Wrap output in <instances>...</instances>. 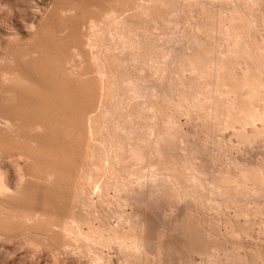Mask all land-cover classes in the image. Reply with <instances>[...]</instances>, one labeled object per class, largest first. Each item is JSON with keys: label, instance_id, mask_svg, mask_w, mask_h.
<instances>
[{"label": "rangeland", "instance_id": "obj_1", "mask_svg": "<svg viewBox=\"0 0 264 264\" xmlns=\"http://www.w3.org/2000/svg\"><path fill=\"white\" fill-rule=\"evenodd\" d=\"M7 1L8 0H0V22H2L6 26L8 25L7 27L11 28V30H14V29L16 30L18 27L26 25L27 21H28L27 25H29L31 23L30 20L32 21V19H33L30 17L34 16V13H32V10L34 12L36 8H38V9L42 8V9H40L41 13L38 16V18H40L41 14L43 15V11H44V15L46 16V14H47V17H49V18H47L49 20L46 22L48 24L45 23L46 19H44V18H46V17L43 15L44 17L41 16L42 20L40 19L39 28L37 26V28L35 27L34 29H35V31H36V29L37 30L40 29V31H36L38 33L37 35H39V32H40V34L42 32H44L43 35L45 34V37H44L45 40L47 38L46 36H48V39H47L48 41L46 40V42H48L50 44L52 43L53 44L52 47L54 49H58V48L64 49V47L66 48L64 50L62 49L61 51L67 50L66 51L67 54L66 53L64 54V58L65 59H66V57L68 58V60L66 59V61H68V62L65 61V70L67 72V73H65V75H67L68 77H67V80H66V78H65V80L68 82V83L66 82V84H70L71 86L70 85L65 86V87H67V88L64 87V89H67L65 91H69V92L72 91L70 93L71 98L72 99L78 98L79 100L76 99L75 101L76 102L78 101V103L80 105H82V104L84 105V103L87 102L86 105H87V108L90 107L89 110H91V108H93V109L97 108V110L92 111V113L94 112V114H97L96 118L99 120V121L95 120L98 122V123L95 122V125L98 128L97 129L98 131L95 130V132H97L98 136H96V134H93V136L96 137L95 139H93V142L95 140L96 143L94 142V144H93L91 138H89L91 142L87 139L88 143L90 142V144H91L90 146L86 147L89 149V152H87L88 155L86 154V156L88 158L85 157V159H87L88 162L86 160H85V162H83L84 160H82V161L80 160V162H83L86 166V167L84 166V168H83L85 171L84 173L86 175L82 176V174L80 173V175L82 177H84L83 179H85V177H88L87 176V174H88L89 177L87 180L89 181L90 174H92L91 175L92 177L90 180L92 182L96 181L95 183H93V185L96 184V185H94L96 187L95 188L93 187L94 190L92 193L95 195L96 198L93 197L94 195L91 196L90 195L91 193H89V191L91 192V190H92L91 186H90L91 190L88 187L89 185L87 186V184H90L89 182L86 184V186L83 185L84 188L87 189V187H88V189H89V190H87V196H85L86 194L84 195V192L86 193V190L84 189V191H83V189H82L83 187H80V196L82 195L81 196L82 197L81 205L85 204V202L83 203V201L86 199V205L85 206L82 205L83 208L80 207V210L83 209L86 212V215H85L86 217L88 215H91L90 217L88 216L86 218L84 215H81L80 213H78V212H83V210L82 211L79 210L78 212H76V213H78L76 215H78V216L81 215V216H79V217H81L80 220H82L84 218L85 219L84 221H86V219L88 220V218L93 217L94 221L93 220L92 221L95 223V226H97V225L99 226V223L103 224V222L100 220H97V219L98 218L101 219V217L105 218L108 215L106 218H108V220L110 222V226L113 224V226L116 227L115 225L118 224V227H120L119 223L117 221L120 220V217L122 216L124 218L121 217V220L124 219L123 220L124 222L122 221V224L120 223L121 226H125V223H126L125 227H121L123 231H120L121 229L118 227H117V229H115L112 226V229L114 228L116 231L119 229L120 232L118 231L119 232V234H117L118 236L120 235L121 232L123 233L125 230H126V233L129 234L132 230H134L132 228L133 226L139 227V229L136 228L135 231H138V233L142 234L141 237L144 236L146 233H148V234H146L148 237L144 236L143 238H146L147 240L149 238L150 239V240H148L149 244L145 243V246L143 249L144 251L143 250L142 251H143V255H150V258L148 257L150 260L149 259H147V260H149L151 262L147 261L146 260L147 256H143L141 254V252L138 255V253L134 251V254L137 253V255L139 256V259L138 258H136V259L140 260V257H142V259H144V257H145L143 263H141V261H139L141 264H147L148 262H149L148 264H150V263L154 264L155 261L151 255H153V250L157 248L156 242L158 240L157 239L158 237L160 239V240H158L159 242H161V240L165 241V242L162 241V244L164 243L162 245V247L163 246L164 247L163 248L160 247V248H162V251L160 250L161 252H159V253H161L160 255L162 256V258H161V256H160V258L164 261V262L161 261L160 264L161 263L162 264H171V263L172 264H201V263L202 264H264V182H263V179H264L263 178V176H264V114H263V112H264L263 111L264 110V107H263L264 98H262V97H264V81H263L264 80V76H263V74H264V55H263L264 54V49H263V47H264V0H157V1L156 0H116V1L113 0L114 3L112 0H109L110 2L108 0L107 1L106 0H100L102 2H105V1L107 2V3L105 2V4H104L105 7L108 4H110L111 6L115 5V7H112L113 9L111 8V11L113 10V12L110 11L111 12L110 17H108V14H106L105 17L101 16L102 13L104 15V11L100 12L99 10H97V8L94 9L95 7L92 6L93 4H96V6H98L97 4H100V3H101L100 5L102 6L103 4H102V2L99 3V0L96 3H92V5H91V0H90V3L88 2V5H87V1H89V0H85L86 4H85V2H83L84 0H80L81 3H80V6H78V7H77V5H79V3L78 4L76 3L77 5L74 3L79 1V0H76L75 2L73 0H70V1L74 2V3L72 2V4H74L75 8L76 7L77 8H76V10L74 9L73 11H70L69 13H68V11L67 12L64 11V9H67L66 7L71 4V2H68V0H42L43 2H41V0H32V1H37V3L40 4V6H38V4H35L36 7L34 5L35 2H32L31 0H27L29 3L26 0L25 1L24 0H18V1L15 0L16 6L22 7V8L16 7L15 9H11L10 4L7 3ZM92 1H94V0H92ZM95 1H97V0H95ZM17 2H19V3L17 4ZM28 4H30V5H28ZM49 4L51 5L50 7L48 6ZM83 4L86 7H84ZM31 5H33V6H31ZM61 5H62L63 10H62V8L61 9L57 8V6L59 7ZM46 6L49 7L50 10H49V8H46ZM82 6H83V8H81ZM101 6H99L98 8L100 9ZM109 6H107L108 8L106 7L105 10H107V11L110 10ZM23 7H26V8H23ZM53 7L55 8L54 11H52V9H51ZM18 8H19V11L17 10ZM44 8H46V9L44 10ZM20 10L23 12H21ZM29 10H31V11H29ZM48 10H49V12H48ZM57 10H59V12ZM60 10L64 11V13ZM28 11H29V13L31 12L30 13V15L32 14L31 16L29 15ZM56 11L58 13H56ZM97 11H99L98 13H100V14H98ZM54 13H56L57 16ZM88 13H89V15H88ZM94 14H98V17H100V18L104 17L101 19L104 21H102V22H101V20L99 21L98 17H97V19H96V17L93 18ZM60 15H61V17H60ZM52 16H54L55 18H53ZM82 16H84V17H82ZM95 16H97V15H95ZM20 17H22V18H20ZM51 17H52L53 21L51 20ZM59 17L61 19H59ZM56 18L58 20H56ZM90 18L96 19L97 21L101 22L100 23L101 25L99 24L100 27L98 25V28L101 29L102 25H103V28L101 29V31H99L100 29L99 30L97 29L98 30L97 33L98 32H100V33H99V35L96 33L95 45L93 44L94 45L93 47H97L96 42L98 41L97 42L98 43V49L97 48L94 49V50L97 49L99 51V54L96 53V56L94 55L96 51H94L90 45H89V48H91L92 50L88 49V47H87L88 44L86 45L87 42L85 43V41L82 40L85 43V45L87 47L86 48L83 45V42H81V41L79 42V40H78L84 34L83 29L85 30V28H86V30H87L88 27H86V26H88L87 23L89 24ZM84 19H85V21H84ZM242 19H244V20L242 21ZM233 20H235V21H233ZM23 21L26 23H24ZM43 21L45 23V25H44L45 28L43 26V28H42L43 31L41 32L40 24L41 23L44 24ZM57 21H58V23H57ZM65 21H66V23H65ZM239 21L240 22L242 21V23H238ZM49 23H51L52 25H50ZM231 23H233V24H231ZM9 24H10V26H9ZM81 24H82V26H81ZM47 25H49V26H47ZM229 25H231V26H229ZM239 25H241L243 27L245 26L247 28L245 29V27L243 28ZM246 25H248V26H246ZM53 26L56 29H54ZM51 27H52V29H51ZM66 27H68V29ZM76 27H78V28H76ZM82 27H85V28L82 29ZM227 28H228V31H227ZM63 29H65V31ZM75 29L76 30L80 29L79 32H77V35L80 34V35H78L79 37H76L77 36L76 33H73V31ZM235 29L237 30L238 35L236 34ZM248 29H249V31H248ZM56 30H57V32H54ZM62 30L64 31V34L62 33L63 32ZM35 31H33V34H36ZM48 31H50V32H48ZM80 31H81V33H80ZM232 31H233V33H232ZM47 32L49 34H47ZM53 32H54V34H53ZM84 32H86V31H84ZM31 34H32V30H31ZM43 35L39 36V37L42 38ZM125 35H127V36H125ZM233 35H235V36H233ZM239 35H241V38ZM84 36H86V35H84ZM114 36H115V38H114ZM39 37H37V38H39ZM15 38L16 37L14 35V39ZM37 38H35V39H37ZM44 38H43V40H44ZM49 39L52 41L49 42ZM74 39H76L78 41V47L81 48L80 50L83 52L82 53L81 51H79V53H78L79 55L76 54V52H75L78 47L76 48L77 43L75 42L76 40H74ZM85 39L87 40V37ZM232 39L234 41L237 40V42L235 41L236 44ZM53 40L56 41L57 43L54 42ZM218 40H220V41H218ZM66 42H68V43H66ZM238 42H242V43L238 44ZM81 43H82V45H81ZM128 43H130V44H128ZM148 43H150V44H148ZM55 45L56 46L58 45V48L57 47L55 48L54 47ZM62 45H63V47H62ZM67 45H68V47H67ZM74 45H75V48H74ZM170 47H172V48H170ZM205 47H206V49H205ZM223 48H224V50H223ZM248 48H250V49H248ZM208 49H210V50H208ZM244 49H246V50H244ZM59 50H57V51L59 52ZM248 50H250V52ZM92 51H94V52L92 53ZM102 51H103V53H102ZM238 51L240 53H238ZM241 51H243V52H241ZM262 51H263V53H262ZM192 53H194V54H192ZM230 53H231V55H230ZM241 53H243V54H241ZM74 54L79 56V57H77L75 55L77 58H80V59L77 60L75 58ZM91 54H93V55H91ZM65 55H66V57H65ZM80 55L83 56V58L80 57ZM98 55H99V57H98L99 60L97 58H95ZM165 55H167V57ZM249 55H250V57H249ZM92 56L93 57L95 56V57L92 59ZM260 56H261V58H260ZM88 58H89V60H88ZM167 58L170 60H168ZM227 58H228V60H227ZM96 59H97V61L95 63L97 65L94 63V61ZM197 59H198V61H197ZM237 59H239V60H237ZM167 60H168V62H167ZM69 61H70V63H69ZM130 61H131V63H130ZM191 61H192V64H191ZM251 61H253L254 63ZM74 62H77V64L79 63L78 66L73 67L72 64H74ZM165 62H166V64H165ZM256 62H258V63H256ZM86 63H88L89 65L88 64L86 65ZM249 63H250V65H249ZM82 64H83V66H82ZM84 64H85V66H84ZM98 64H99L100 68H99ZM255 65H256V68H255ZM261 65H263V66H261ZM66 66H67V68H66ZM68 66H69V68L71 66H72V68H74L73 71L75 73H73L72 69L70 68L72 71L71 73L73 75L68 74V72L70 71ZM260 67H261V69H260ZM79 68H80V70H79ZM67 69H69V70L67 71ZM218 69L220 72L218 71ZM222 69H224V70H222ZM75 70L77 71V74H78V72L80 73L82 71L81 72L82 74L80 73V75L78 76L76 74ZM86 70H87V72H86ZM88 70L90 72H88ZM221 70L224 72H222ZM101 71L106 72V73H104L106 76L102 75ZM100 72H101V74H100ZM254 72H255V74H254ZM246 74H248L249 77ZM76 76H78V79L80 81L77 79ZM87 76H88V78H87ZM90 77H92V78H90ZM98 77H99V79H98ZM244 77L246 79L245 81L242 80V79H244ZM258 77H259V79H258ZM103 78H104V80H103ZM74 79H76L77 81ZM131 79H132V81H131ZM254 79H256L255 80L256 82L255 81L253 82ZM223 80H225V81H223ZM249 80H250V82H249ZM94 81L97 83V85ZM86 82H87V85H86ZM183 82H185V83H183ZM82 83H83V85H82ZM138 83H140V84H138ZM245 83H246V85H243ZM250 83H251V85H249ZM73 84L75 87L73 86ZM89 85H91V87ZM111 85H113V88L110 87ZM126 85H128V86H126ZM138 85H141V86H138ZM96 86H97V88H95ZM102 86H103V88H101ZM247 86H250V88H252L253 90ZM129 87H130V89H129ZM209 87L212 89H210ZM242 87H243V89H242ZM255 88H258V90ZM86 89H87V91H86ZM101 89L103 91L102 92L103 96L101 95ZM103 89H105V90H103ZM152 89H154L156 91L154 92V90H152ZM254 89L256 91V94H255ZM93 90L97 91V93L93 92ZM131 90H133V91H131ZM90 91L93 93H96L97 98L95 99V102L96 101L97 102L94 103L95 108L92 107L91 105H88V102H89L88 96H90V98L92 96ZM223 91H224V94L222 93ZM257 91L259 92V94ZM1 92L2 91L0 89V93ZM83 92H84V94H83ZM209 92H211V93H209ZM67 93H65V94H67ZM77 93H79L81 96H79V94L77 95ZM74 94H76L77 96ZM140 95H141V97H140ZM176 95H177V97H176ZM256 95H258L257 96L258 98L256 97ZM259 95H262V96H259ZM1 96H3V95H1ZM68 96H69V93H68ZM70 96H69V98H70ZM84 96L88 97V98L85 99ZM134 96H135V98H134ZM144 96H146V97H144ZM192 96H194V97L192 98ZM226 96H228V97L225 98ZM93 97H95V96H93ZM93 97H92V99H94ZM250 97L251 98L253 97V98L249 99ZM132 98H134V99H132ZM210 98H212V99H210ZM230 98H232V100ZM246 98H247V100H246ZM84 99L86 100L85 102H84ZM0 100L2 101V97L0 98ZM230 100L232 101V103ZM82 101H83V103H82ZM211 101H212V104L210 103ZM197 102H198L199 106L197 105ZM67 103H68V101L66 102V104ZM71 103H72V101H71ZM89 103H91V100ZM187 103H188V105H187ZM227 103H229L230 105ZM68 104H70V102ZM68 104L67 105L64 104L65 107L67 106L66 109L69 108ZM74 104L75 103H72L73 106L72 105H70V106H72V108H73ZM79 104L78 105L76 104L75 107L76 106L78 107ZM86 105H84V106L86 107ZM234 105H237V106H234ZM84 106L83 107L79 106L83 109V112H84ZM79 107H78V110L80 109ZM250 107H252V108H250ZM72 108L70 107L68 111L74 112L77 109L76 108L75 110L71 111ZM221 108H223V109H221ZM232 108H233V110H232ZM242 108L244 110H242ZM82 109H80V110H82ZM98 109H100V110H98ZM239 110H241L242 113ZM250 110H252V111H250ZM96 111H98V113ZM206 111H207V113H206ZM243 112H244V114H243ZM260 113H261V115H259ZM218 114H219V116H218ZM250 114H251V116H250ZM89 115H91V112ZM245 116H247V117L249 116L251 118H249V117L245 118ZM259 116H261V117L259 118ZM85 119H84V121H85ZM103 119H104V121H103ZM217 122H219V123H217ZM244 122H245V124H244ZM255 122H256V124H253ZM221 123H223V124H221ZM155 124H156V126H155ZM86 125L88 126V124H86ZM159 125H160V127H159ZM96 127L94 129H96ZM150 129L153 130V132L155 130V134H154L155 137H156V134H160L161 137L163 135V139L161 138L162 141H160L161 143L162 142L163 143L162 144L159 143L158 145L159 146L161 145V146L160 147L158 146V149L156 148V150L153 147L154 146L153 142H155V140L152 141L153 139H155V137L153 136L154 138H152L153 133ZM10 131L14 132L12 134H14V136H16V138H17V135H16L17 131L15 132L12 129ZM159 131H161V132H159ZM169 132H170V134H169ZM252 133H254V134H252ZM8 134H9V132H8ZM85 135H87V133ZM1 138H3V137H0V139ZM97 139H99V141ZM87 140L84 139V141H86V143H85L81 140V137H80V141H82V142H80L81 144L85 143L87 145ZM2 141H3V139H2ZM81 146L83 149L82 150L80 147L82 152L86 153V151H88V149H85V147L83 145H81ZM129 146H133V147L135 146L134 148L135 149L137 148L138 149L137 151H139L142 148L140 150V152L139 153L137 152V153L139 155H140V153L143 154L142 155L143 157L140 156L141 158L140 157L134 158L133 157L135 155L134 152H133V154H134L133 156L128 154L131 152V151H129V149H130ZM137 146L138 147L142 146V147L139 149ZM150 146H152L153 150H155L156 152L153 151L152 147H150ZM0 148L2 149L1 146H0ZM157 150L161 151V153L159 151L157 152ZM0 152H1V150H0ZM135 152H136V150H135ZM185 152H186V154H185ZM80 154H81V152H80ZM81 155H83V154H81ZM130 156H132V157H130ZM97 158L99 159L98 161H97ZM106 160H108V161H106ZM142 160H143V162H142ZM144 161H145V163H144ZM107 162L109 164H107ZM138 162H140V163H138ZM160 162H161V164H160ZM185 163H187V164H185ZM70 165H69V167H70ZM79 165H81V163ZM72 166L73 165H71V168H73ZM69 167H68L67 172L72 170V169H69ZM80 167H82V166H80ZM180 167H182V168H180ZM193 167H194V169H193ZM126 168H128V169L126 170ZM147 168H149V169H147ZM3 169H4V167L2 168V172H3ZM151 169L153 172H151ZM188 169H190V170H188ZM4 171H6V170H4ZM86 171H87V173H86ZM188 171H189V173H188ZM196 171H198V172L196 173ZM203 171H204V173H203ZM4 173L6 174L7 171L3 172V174ZM193 173L197 174L196 179L198 182L196 181V179L194 180L196 182H194L193 179H190V178H192L191 175ZM67 174H71V173L68 172ZM259 174H260V177H258ZM147 175H149V176H147ZM72 177H73V170H72ZM82 177H80V178H82ZM163 177H165V178H163ZM67 178H68V175H67ZM67 178H66V180H67ZM83 179H80V180H83ZM176 179H177V181H176ZM68 180L72 181L73 179H68ZM85 180H83V181H85ZM205 180H207V181H205ZM69 181H65L66 183L68 182V184H69V185L66 184L68 187H65V190H66V188L69 189V186H70V189L72 188V191H73V187H71V185H70V183H72V182H69ZM156 183H158V185L161 187H159ZM193 184H195V185H193ZM50 185H51V183H50ZM52 185H54V184H52ZM80 185H82V183ZM155 185L158 188H160L159 189L160 191L158 190V188ZM165 185H167V186H165ZM125 186L132 187L134 189V191H136L135 194H133L134 192H133L132 188L127 189V187H125ZM115 187H117V188H115ZM155 188H157V189L155 190ZM169 188H170V190H169ZM192 188L194 191L192 190ZM246 188H247V190H246ZM68 189H67L66 193L69 194L71 190L69 189V191H68ZM95 189H97V190H95ZM166 189H168V191ZM40 190L43 192V190H45V189H43V190L40 189ZM81 190L83 191L82 194H81V192H82ZM145 190L146 191L148 190V193H146ZM39 191H36V197L37 196L39 197V194H38V193H40ZM94 191H96V192L99 191L98 192L99 194L95 193ZM253 191H255V192H253ZM45 192L46 191H44L43 194L40 193L41 194L40 197L43 196L41 198L42 200L40 199L41 203H43V198H44ZM128 192H129V194H127ZM88 193H89V196H88ZM46 195H47V192H46ZM255 195H256V197H255ZM83 196L85 199L83 198ZM240 196H242V197H240ZM38 197H37V199H35V201L39 202ZM86 197H88V198H86ZM89 197H92V199L94 198L96 201L94 199L93 200L90 199ZM22 199L24 200V198H22ZM18 200H20V198L19 199L17 198V201ZM23 200H21L20 202H17L14 198V200L12 199V202L15 201V204L19 205V203L20 204L23 203L22 202ZM68 200H69V198H68ZM93 201H95V202H93ZM89 202H90V205H89ZM35 203L36 202H34V204ZM15 204L11 203V205H15ZM40 205L42 206V204H40ZM142 205H143V207H141ZM84 207H86V208H84ZM3 208L6 209V207H3ZM95 208H97V209H95ZM5 209H2L3 212L5 211ZM2 210H1V212H2ZM8 210H10V209H8ZM132 210H135V212H133ZM111 211L113 214L111 213ZM119 211H120V213H118ZM1 212H0V215H1ZM10 212H11V210L9 211V214L11 215L13 213V211H12V213H10ZM85 212H84V214H85ZM102 212H104V213H102ZM139 212H141V216L145 212L144 217L142 216L143 218H141L139 216L140 215ZM106 213H108V214H106ZM5 214H6V211H5ZM9 214H8V216H10ZM1 216H3V215H1ZM117 216L119 217V219ZM132 216H133V218H132ZM157 216H159V217H157ZM5 217L8 218L7 216L4 215L3 216L4 219L1 217L3 220H0V221H4L6 219ZM12 217H13V215H12ZM95 217L97 218L96 219L97 222H95L96 221L94 219ZM109 217L113 220V222L115 224L110 220ZM103 218H102V220L105 221L106 218H105V220ZM127 218H128V220H130V222L127 221ZM147 218L149 220H151L150 222L152 223V225H151V223L145 224V223H147L146 221L149 222V220ZM159 218H160V220H159ZM14 219H15V217H13V220ZM16 219L18 221V218H16ZM132 219H134V220H132ZM8 220H10V219H8ZM8 220L4 222L6 224H4L3 222H1V223H3L4 226L5 225L7 226L9 224ZM13 220H11V222L13 224H15L16 222H14ZM140 220H143V222ZM89 221H90V219H89ZM89 221L87 222V224L89 223ZM119 222H121V221H119ZM106 223H107V220H106ZM137 223L139 224L138 226H137ZM84 224H85V222H84ZM102 224L100 226H102ZM141 224H143V225L145 224V232H144L145 234L143 232L141 233V229L143 228L142 230H144V226H140ZM129 225H132V226L130 227ZM187 225H189V226H187ZM26 226H27V224H26ZM107 226H104V224H103L104 228L99 227L100 229L101 228L104 229V231H106L105 233L107 234V236H105V233L103 232L104 233V234H102L103 240H105L104 237H106V239L109 237L108 240L111 237H112L111 238L112 240H113V237L116 239V236H115L116 231L114 232V230L110 229L111 227L108 226L109 228H107ZM105 227L107 229L111 230L113 233L111 232V234H110V232H108L110 234L109 235L107 233V231H109V230H105L106 229ZM126 227L127 228L130 227L132 229L129 231V229H127ZM148 227H150V229ZM27 228H25L26 231H27ZM124 228H125V230H124ZM146 228L148 229V231H146L147 230ZM17 229H22V228L17 227L14 230L16 231ZM25 229H23V230H25ZM30 229L26 233H30L31 232ZM83 229L85 231H87L89 229L88 225L85 224ZM102 229H101V231L98 230L99 233H96V235L98 234L99 236L97 235L96 237L99 238L102 236V235H100V233H102ZM160 230H161V232H160ZM19 231H22V230H19ZM127 231H129V232H127ZM135 231L131 232L133 235L130 233L132 235V237L134 236L135 233H136V235L138 234ZM149 231L153 232L155 235ZM23 232L24 231H22V233ZM32 233H33V230H32ZM126 233L124 232L125 235H128ZM151 234H153V235H151ZM157 234L160 236L157 237ZM27 235L28 234H26V236ZM197 235H201V237L203 238V241H202V238H199V239H201V240H199L198 239L199 236L197 237ZM20 236H23V235L21 234ZM34 236L30 235V234L28 235V237H30V239H31V237H34ZM155 236L157 237L156 241H153V240H155ZM121 237H123V235ZM17 238L21 239L22 237L18 236ZM23 238H24V236H23ZM25 238H27V237H25ZM40 238L43 239V237H40ZM195 238H196V240H195ZM20 239H18V240H20ZM111 239L109 240V242L112 241ZM146 239H144V240L146 241ZM197 239L199 241L205 242L207 245H209L208 246L209 248L207 247V245L205 243H203V244L207 248H205L204 246H201L200 244H202V243L199 242ZM204 239H206V241H204ZM18 240L17 239L15 240V241H17L16 243H18ZM27 240H28V238H27ZM73 240H74V238H73ZM116 240H120V239H116ZM116 240H114L115 242L114 241H112V242L116 243L117 245L116 244H114V245H116L117 247L116 246L110 247L111 245H113L112 242H110L108 244V245H110L108 247L113 248V251H111V250L109 251V249H106L107 246H105V248H103V246H101L100 244L99 245L101 247L98 244H95L93 247V244H91L92 242H87L83 238L79 239V241L76 240V241H78L77 243L80 242L81 246H80V244L78 246L80 248H82L81 249L82 252L79 251L80 248H78L79 250L76 248L78 246L76 245L77 243L75 242L76 247H74L75 245L73 244L74 245L73 248L77 249L75 252L77 254L74 253L75 249H73V251H70V250H72V248H71L69 251L71 253L73 252V254H75V255L71 254L69 251H66L65 255H64V253H63V255L68 256V258L66 257L67 258L66 259L64 257L65 258L64 261L66 260V262H67V260L70 259L72 262H70V260H68V262L71 264H80V263L81 264H87V263L91 264V262H90L91 257L90 256L94 255V253H95V255L97 254L96 253L97 250L99 251V249H97V248H102L103 251L101 253H103L104 256H107V255H105L107 253L110 255L111 259L113 258L112 260H114L113 262H115V263H113L111 261L112 262L111 264H118L117 262L122 263L124 260L121 261V259H123V257H125V255L127 256V255L131 254L130 252L133 249L128 248V246L126 248L125 247L126 245L124 247H121L120 243H119V245L117 243L119 241H116ZM192 240H195V241H192ZM25 241H26V239L24 240V242ZM8 242L10 243V241H8ZM22 242H23V240H22ZM22 242H20L22 244V246L20 248L21 253H20V250L18 251L16 249V248L19 249V247L21 245L20 243H19L20 244L19 247H16V246H15L16 248L14 247L19 253V254L16 253L18 257L16 255L13 256V254H15L14 251H12V253H9V250L14 249L13 246H11L10 244L7 245V244H5V242H2V245L4 243L6 246H4V245L2 246L0 243V245H1L0 247H2V249H3V250L2 249L1 250L5 251V252L7 250H4V248H7L9 245L11 246V248H10V246L8 247L10 249L8 250V252H6L9 254H6V253L0 251V253H2V254H0V257H1L0 258V264H19V263L22 264V262L19 261L20 259H21V261H23L22 257H23V259L26 258L27 261L29 262L30 258H28L29 256L26 253L31 255L32 252H30L29 250H31L30 246H32V245H29L26 243L29 246L28 247L29 250H28V252L23 253L26 251L25 250L26 248L23 251H22V248L25 247L26 244L23 246L24 243H22ZM49 242L47 241L48 245H49ZM12 243L13 242H11V244ZM85 243L87 244V246ZM212 243H214L217 246L213 245ZM154 244L156 245V248L154 247ZM122 245H123V243H122ZM194 245L199 246V248L200 247H202L203 249L205 248L204 250H206V251H203L202 248H200V249L198 247L196 248V246H194ZM212 245L214 248L212 247ZM119 246L122 249L123 248L124 249L122 250V249L118 248ZM50 247H52V246H50ZM115 247L119 251L121 250L122 252L121 251L119 252L116 249L114 250ZM210 247H212V248H210ZM216 247H218V248H216ZM195 248L199 251H201V249H202V252H207V249H209L207 252L208 255H207V253H203L204 256H202V252H201V254H200V252L198 253V251ZM47 249L48 248H46V250H45V248H44V250H43V248H41L40 250H38L39 253L41 254L40 257H42V258H40L38 256L39 253L36 252L37 256L35 255V253H33L34 255L32 254L33 256H30L31 259L33 260L32 257H34V258L36 257V258L40 259V261L38 259L36 261H39L41 264H44L45 262H46V264H48L46 258H49L48 260H51L52 255L50 256V254L55 253V252H54L53 248H52L53 250H51V248H49L48 250ZM104 249H105V251H104ZM127 249H128V252L129 251L130 252L128 253L126 251L127 254H125V250H127ZM42 250H43V252H42ZM49 250H51L50 251L51 253H48ZM147 250H149V251L147 252ZM108 251H109V253H108ZM155 251L156 250H154V253H155ZM41 252L43 253L44 256L42 255ZM67 252L70 254L67 255ZM104 252H106V253H104ZM150 252H151V254H150ZM22 253H23V256H21ZM45 253H46V255H45ZM88 253L90 254V256ZM5 254H6V256L4 257ZM25 254L28 257H25L26 256ZM78 254H80V255H78ZM132 254H133V252H132ZM47 255L50 256L51 259ZM54 255L55 256H53V257H54L55 261H59V260H56L58 258V256H57L58 253L54 254ZM70 255L72 257H74V256L77 257V255H78V257L77 258L75 257L73 260V258H70ZM87 255H88V257L86 258ZM111 255L114 257H112ZM118 255H120V256H118ZM171 255H172V257H171ZM9 256H11L13 259L10 258ZM45 256H47V257H45ZM62 256L60 254V257L58 259H61L62 260L61 262H63V264H64L65 262L61 258ZM135 256L136 255H134V257ZM138 256H136V257H138ZM7 257H8V259H6ZM19 257H20V259H18ZM108 257H105V258L107 259ZM134 257H131V258L133 259ZM9 258L11 261L9 260ZM126 258H127V260H128V258L131 259L129 256L125 257V259ZM31 259H30V261H31ZM85 259L86 260L88 259L87 263H86ZM117 259H119V260H117ZM136 259L134 258L133 263H135ZM52 260L49 261V264H51L50 262H52ZM109 260H110V258H109ZM138 260H137V263H138ZM145 260L147 261V263L145 262ZM24 261H25V259H24ZM27 261L24 264H30V262L28 263ZM34 262H35V259L33 261H31L32 264H34ZM35 263H38V262H35ZM58 263L59 262H57V264ZM69 263H65V264H69ZM126 263L130 264V263H132V261L131 262L127 261ZM140 263H138V264H140ZM60 264H62V263H60ZM122 264H125V262Z\"/></svg>", "mask_w": 264, "mask_h": 264}, {"label": "bare ground", "instance_id": "obj_2", "mask_svg": "<svg viewBox=\"0 0 264 264\" xmlns=\"http://www.w3.org/2000/svg\"><path fill=\"white\" fill-rule=\"evenodd\" d=\"M18 1V0H17ZM25 1V0H24ZM27 1V0H26ZM32 1V0H31ZM30 1V2H31ZM74 2L76 1V0H73ZM73 1H70V0H68V2H71V4H72V2ZM80 1V0H79ZM79 1H77V2H73L74 4H78L79 3V5H77V7L78 6H80V3H81V1L79 2ZM107 1V0H106ZM105 1V2H106ZM109 1V0H108ZM113 1V0H112ZM114 1H116V0H114ZM114 1H113V3H114ZM157 1V0H156ZM28 2V1H27ZM32 2H35L34 3V5L35 4H38L37 3V1H32ZM41 2H43L42 0H41ZM55 2V1H54ZM66 2V1H65ZM83 2H85V4H86V1L84 0ZM88 2L90 3V0L89 1H87V5H88ZM96 2H98V0L97 1H92L91 0V5H92V3H96ZM100 2H102V1H100L99 0V3ZM105 2H102V6L100 5V4H97L98 6H96V4H93L92 6H94L95 8L94 9H96L97 8V10H99L100 12H103L104 11V15H103V13L101 14V16H106V14H108V17H110L111 16V12H113V10L111 11V8L112 7H115V5L114 6H111L110 4H108L107 6H109V8H110V10H105L106 9V7L104 6V4H105ZM110 2V1H109ZM134 2V1H133ZM7 3H9L10 4V7H11V9H15L16 7H20V6H16V2H15V0H8L7 1ZM19 2H17V4H18ZM26 3V2H25ZM29 3V2H28ZM50 3V2H49ZM107 3V2H106ZM112 3V2H111ZM168 3V2H167ZM66 4V3H65ZM68 5L66 8L67 9H64V11H68V13L70 12V11H73L74 9L76 10V8H75V5L74 4H72V5ZM118 4V3H117ZM116 4V5H117ZM138 4V3H137ZM144 4V3H143ZM157 4V3H156ZM23 5V4H22ZM28 5H30V4H28ZM58 5V4H57ZM84 5V4H83ZM181 5V4H180ZM31 6H33V5H31ZM38 6H40V4H38ZM49 7L51 6L50 4L48 5ZM66 6V5H65ZM91 6V7H92ZM99 6H101L100 7V9L102 8H104L102 11L98 8ZM104 6V7H103ZM138 6V5H137ZM198 6V5H197ZM206 6V5H205ZM35 7H36V5H35ZM34 7V8H35ZM49 7H47L46 6V8H49ZM84 7H86L85 5H84ZM88 7V6H87ZM20 8H22V7H20ZM23 8H26V7H23ZM28 8V7H27ZM33 8V9H34ZM46 8H44V10L46 9ZM57 8H59V9H61L62 8V5L61 6H57ZM81 8H83V6L81 7ZM108 8V7H107ZM126 8V7H125ZM140 8V7H139ZM29 9V8H28ZM32 9V8H31ZM37 9V10H36ZM35 9V11L33 12V10H32V13H34V16L33 17H30V18H33L32 19V21L30 20V24L29 25H27L28 24V21H27V24L26 25H24V26H21V27H18L16 30L14 29V30H11V28H9V27H7L6 25H4L2 22H0V89H1V91L3 92H1L0 93V98L2 97V101L0 100V137H3V138H1L0 140V146L2 147V149L0 148V150H1V152H0V212H1V210L2 209H5V208H3V207H6V209L8 208V209H10L11 210V212L10 213H12V211H13V213L10 215L9 214V211L10 210H6L5 209V211H6V214H5V211L3 212V210H2V212H1V215H5V216H7L8 218H6L7 220L8 219H10V220H8V222H9V224L6 226H4V224H6V223H4L5 221H7L6 219L4 220V221H0V223L1 222H3V223H1L0 224V243H1V245H2V242H5V244H10L11 246H13V248L16 246V247H19V245L21 244L20 242H22V240H23V242L22 243H24L23 244V246L27 243V244H29V245H32V246H30V249L31 250H29L28 249V245L26 244L25 245V247H23L22 248V251L25 249L26 251L25 252H23V253H26V252H28V250L30 251V252H32L31 253V255L30 254H28V253H26L24 256L25 257H28V258H30L31 259V257L30 256H33L34 254L33 253H35V255L37 256V254H36V252L37 253H39V251L38 250H40L41 248H43V250H44V248H45V250H46V248H51V250H53L54 249V252L55 253H51L50 251L51 250H49L48 251V253H51L50 254V256L52 255V259L54 260H52L51 259V257L50 256H48V257H50V259L52 260V262H50L51 264H57V262H59L58 264H60V263H62L63 264V262H61L62 260L61 259H58L59 257H60V254H61V256L63 255V253H64V255H65V252L66 251H69L71 248H72V250H70V251H73V249H75V248H73V246L75 245V242L77 243L78 241H79V239H84L85 241H87V242H92L91 244H93V247H94V245L95 244H100L101 246H103V248H105V246H110V245H108L110 242H112V241H114V240H116V239H120V240H116V241H119V242H117L118 243V245H119V243H120V246L121 247H124L125 245V247L127 248V246H128V248H130V249H133V250H131V254H129V255H127V256H129L130 258L131 257H134V255H136V256H138L139 255V253L141 252V254L143 255V249H144V246H145V243H148V240H150L149 238H148V240L146 239V238H143L144 236H147L146 234H148V233H144L145 232V224H150L151 222V220H149L148 218V220H149V222L148 221H146L147 223H145L144 225L143 224H141L140 226H144V230H142L141 229V233L143 232L145 235L144 236H142L141 237V235L142 234H140V233H138V231H135L136 230V228H138L139 229V227H136V226H133L132 228L134 229V230H132V231H135V232H137L138 234L136 235V233L134 234V236L132 237V231L128 234V233H126V230H125V228H124V232L126 233V234H128V235H125L124 234V232L122 233H120V235L118 236L117 234H119V232L120 231H123L122 230V228L121 227H125L126 226V223H125V226H121V224H122V221L124 220H121V217H120V220H118L117 222L119 223V226L120 227H118V224H116L115 226L116 227H114L113 226V224L110 226V222H109V220H108V218H106L105 216V218H106V220H107V223H106V220H105V218H103V217H101V219H97L96 217L94 218L95 220L97 219V220H100V221H102L103 222V224H104V226H109V227H111L110 229H112V226L115 228V229H117V227L118 228H120L121 230L119 231V229L116 231L114 228L112 229V230H114V232H115V236H116V239L113 237V240L112 241H110L109 242V240H108V238L106 239V237H104V239L105 240H103V235L102 234H104L106 231H104V229H102V233H100V235H102L101 237H96L97 235H96V233H99L98 232V230L99 231H101V229L99 228V227H103V224H102V226H100L101 224L99 223V226L97 225V226H95V223L93 222L94 220H93V217L92 218H88V220L86 219V221H84L85 219L83 218L85 215H86V212L83 210V212H78L79 210H80V207H82L83 208V206H85L86 205V199L84 198V196H83V198L85 199L84 201H83V203L85 202V204L82 206L81 205V203H82V195L80 196V187H83L82 189H83V191H84V189L86 190V193L84 192V195L85 196H87V190H89L88 189V187L90 188V190H91V187H92V190H91V192L89 191V193H91L90 195L92 196V195H94V194H92L93 193V190H94V188L96 187V186H94V185H96V184H94L93 185V183H95V182H92L90 179H91V175L92 174H90V178H89V181L87 180L88 179V177H89V175L87 174V176L88 177H85V179H83L84 177H82V176H85L86 174L84 173L85 171H84V166H85V164L83 163V162H85V160L88 162V160L87 159H85V157H87L86 156V154L88 155V153L87 152H89V149L88 148H86L87 146H90L91 144H90V139L89 138H91V140H92V142H93V139H95L96 137H94L93 136V134H96V136H98L97 135V132H95V130L96 131H98L97 129V127H96V125H95V122H97V121H95V120H98L97 118H96V116H97V114H94V112L92 113V111H94V110H97V108L96 109H93V108H91V110H89V108L90 107H88L87 108V105H86V103H84V105H86V107L82 104V105H80L79 103H78V101L76 102L75 100L77 99V100H79L78 98H76V99H72L71 98V96H70V93L72 92V91H65V90H67V89H64V87L65 86H67V85H70V84H66V80H67V75H65V73H67L66 72V70H65V61H66V59L68 60V58L66 57V55H65V57H66V59L64 58V54L66 53V51L67 50H65V51H61L63 48H58V45L56 46H54L55 48L57 47L58 49H54L52 46H53V44L51 43H48V42H46V40L48 39V36H46L47 38H46V40H45V34L43 35V33L44 32H42L43 30H42V28H43V26L45 25V23L49 20V19H47V18H49V17H47V14H46V16L44 15V11H43V15L46 17V18H44V19H46L45 20V23H44V21H43V23L44 24H40V28H41V34H40V32H39V35H37L38 33L36 32V31H40V29H36V31H35V27L37 28V26H38V28H39V23H40V19L42 18L41 16H43L42 14H41V16H40V18H38V16L40 15V13H41V10L40 9H42V8H36ZM52 9V11H54V7L53 8H51ZM113 9V8H112ZM115 9V8H114ZM146 9V8H145ZM181 9V8H180ZM18 11H19V8L17 9ZM25 10V9H24ZM27 10V9H26ZM49 10H50V8H49ZM49 10H48V12H49ZM62 10H63V8H62ZM62 10H60V11H62ZM82 10V9H81ZM84 10V9H83ZM91 10V9H90ZM164 10V9H163ZM21 11V10H20ZM29 11H31V10H29ZM29 11H28V13H29ZM47 11V10H46ZM58 12H59V10H57ZM56 11V13H58ZM64 11H62L63 13H64ZM95 11V10H94ZM99 11H97V13L99 12ZM107 11V12H106ZM111 11V12H110ZM14 12V11H13ZM21 12H23V11H21ZM61 12V13H62ZM84 12V11H83ZM86 12V11H85ZM89 12V11H88ZM106 12V13H105ZM142 12V11H141ZM171 12V11H170ZM31 13V12H30ZM30 13H29V15H30ZM56 13H54L56 16H57V14ZM177 13V12H176ZM26 14V13H25ZM73 14V13H72ZM71 14V15H72ZM92 14V13H91ZM98 14H100V13H98ZM98 14H94L93 15V18H95L96 17V19H97V17H98ZM13 15V14H12ZM32 15V14H31ZM30 15V16H31ZM50 15V14H49ZM68 15V14H67ZM87 15V14H86ZM88 15H89V13H88ZM95 15H97V16H95ZM113 15V14H112ZM118 15V14H117ZM24 16V15H23ZM43 16V17H44ZM100 16V15H99ZM115 16V15H114ZM29 17V16H28ZM53 18H55L54 16H52ZM52 17H51V20L53 21V19H52ZM60 17H61V15H60ZM59 17V19H61ZM65 17V16H64ZM71 17V16H70ZM82 17H84V16H82ZM86 17V16H85ZM91 17V16H90ZM104 17H102V18H104ZM127 17V16H126ZM4 18V17H3ZM20 18H22V17H20ZM26 18V17H25ZM73 18V17H72ZM78 18V17H77ZM91 19L90 18V21H89V24L87 23V25L88 26H86V27H88L87 28V30H86V28L85 27H82V29L83 28H85V30L83 29V35L80 37V39H78L79 40V42L81 41V42H83V41H85V43H86V45L88 44V49L90 50L91 48H93V50L95 49V48H97L98 49V41L96 42V46L97 47H93L94 45H95V41H96V33H97V31L100 29V28H98V25L102 22V21H104V20H101L102 18H100V17H98V20L100 21L101 20V22H99V21H97L96 19ZM119 18V17H118ZM125 18V17H124ZM233 18V17H232ZM22 20V19H21ZM42 20V19H41ZM55 20V19H54ZM56 20H58L57 18H56ZM64 20V19H63ZM74 20V19H73ZM78 20V19H77ZM81 20V19H80ZM83 20V19H82ZM106 20V19H105ZM136 20V19H135ZM244 19H242V21H243ZM61 21V20H60ZM84 21H85V19H84ZM233 21H235V20H233ZM242 21L240 22H238V23H242ZM246 21V20H245ZM24 22V21H23ZM72 22V21H71ZM77 22V21H76ZM75 22V23H76ZM80 22V21H79ZM172 22V21H171ZM227 22V21H226ZM24 23H26V22H24ZM57 23H58V21H57ZM65 23H66V21H65ZM83 23V22H82ZM104 23V22H103ZM246 23V22H245ZM244 23V24H245ZM22 24V23H21ZM46 24H48V23H46ZM50 25H52L51 23H49ZM231 24H233V23H231ZM236 24V23H235ZM80 25V24H79ZM101 25V24H100ZM100 25H99V27H100ZM120 25V24H119ZM251 25V24H250ZM9 26H10V24H9ZM47 26H49V25H47ZM46 26V27H47ZM81 26H82V24H81ZM229 26H231V25H229ZM228 26V27H229ZM239 26H241V25H239ZM246 26H248V25H246ZM54 27V26H53ZM74 27V26H73ZM118 27V26H117ZM236 27V26H235ZM241 27H243V26H241ZM245 27V26H244ZM243 27V28H244ZM44 28H45V26H44ZM67 29H68V27H66ZM65 28V29H66ZM76 28H78V27H76ZM102 28H103V25H102ZM101 28V29H102ZM238 28V27H237ZM247 27H245V29H246ZM51 29H52V27H51ZM54 29H56L55 27H54ZM59 29V28H58ZM61 29V28H60ZM65 29H63L64 31H65ZM71 29V28H70ZM98 29V30H97ZM101 29L99 30V31H101ZM111 29V28H110ZM116 29V28H115ZM155 29V28H154ZM230 29V28H229ZM239 29V28H238ZM242 29V28H241ZM240 29V30H241ZM250 29V28H249ZM249 29H248V31H249ZM31 30H32V34H33V31H35L36 32V34H31ZM47 30V29H46ZM62 30V31H63ZM76 30V29H75ZM73 31V33H76V35H77V32H79V30L80 29H77L76 31ZM45 31V30H44ZM53 31V30H52ZM60 31V30H59ZM64 31L62 32L63 34H64ZM82 31V30H81ZM81 31H80V33H81ZM84 31H86V32H84ZM104 31V30H103ZM125 31V30H124ZM227 31H228V28H227ZM226 31V32H227ZM235 31H236V34H237V30L235 29ZM243 31V30H242ZM48 32H50V31H48ZM47 32V34H49ZM54 32H57V30L56 31H54ZM54 32H53V34H54ZM68 32V31H67ZM71 32V31H70ZM106 32V31H105ZM160 32V31H159ZM231 32V31H230ZM240 32V31H239ZM59 33V32H58ZM99 33L100 32H98L97 34L99 35ZM112 33V32H111ZM225 33V32H224ZM232 33H233V31H232ZM243 33V32H242ZM60 34V33H59ZM72 34V33H71ZM223 34V33H222ZM235 34V33H234ZM235 34V35H236ZM249 34V33H248ZM14 35H15V39H14ZM35 35V36H34ZM37 35V36H36ZM43 35V37L41 38V37H39V36H42ZM78 35H80V34H78ZM76 36V37H79V36ZM84 35H86V36H84ZM97 35V36H98ZM229 35V34H228ZM235 35H233V36H235ZM238 35V34H237ZM246 35V34H245ZM50 36V35H49ZM124 36V35H123ZM125 36H127V35H125ZM145 36V35H144ZM240 36V38H241V35H239ZM37 38V37H39V38H37V39H35V38ZM83 37V38H82ZM87 37V40L85 39V38ZM121 37V36H120ZM238 37V36H237ZM41 38V39H40ZM43 38H44V40H43ZM114 38H115V36H114ZM129 38V37H128ZM159 38V37H158ZM196 38V37H195ZM225 38V37H224ZM235 38V37H234ZM52 39V38H51ZM85 39V40H84ZM236 39V38H235ZM238 39V38H237ZM243 39V38H242ZM66 40V39H65ZM74 40H76V39H74ZM83 40V41H82ZM99 40V39H98ZM135 40V39H134ZM197 40V39H196ZM199 40V39H198ZM233 40V39H232ZM239 40V39H238ZM263 40V39H262ZM45 41V42H44ZM48 41V40H47ZM50 41H52V40H50L49 39V42ZM54 41V40H53ZM59 41V40H58ZM64 41V40H63ZM72 41V40H71ZM130 41V40H129ZM204 41V40H203ZM218 41H220V40H218ZM234 41V40H233ZM236 42H237V40H235ZM234 41V42H235ZM257 41V40H256ZM54 42H56V41H54ZM60 42V41H59ZM77 44V46H76V48L78 47V41L76 40L75 41ZM138 42V41H137ZM186 42V41H185ZM190 42V41H189ZM192 42V41H191ZM198 42V41H197ZM236 42H235V44H236ZM57 43V42H56ZM66 43H68V42H66ZM74 43V42H73ZM72 43V44H73ZM85 43L83 42V45L86 47V45H85ZM136 43V42H135ZM143 43V42H142ZM159 43V42H158ZM239 43H242V42H238V44ZM65 44V43H64ZM80 44V43H79ZM94 44V45H93ZM113 44V43H112ZM118 44V43H117ZM128 44H130V43H128ZM148 44H150V43H148ZM201 44V43H200ZM206 44V43H205ZM224 44V43H223ZM262 44V43H261ZM260 44V45H261ZM81 45H82V43H81ZM89 45L91 46V48H89ZM127 45V44H126ZM188 45V44H187ZM194 45V44H193ZM246 45V44H245ZM255 45V44H254ZM238 46V45H237ZM236 46V47H237ZM263 46V45H262ZM62 47H63V45H62ZM67 47H68V45H67ZM86 47V48H87ZM111 47V46H110ZM113 47V46H112ZM174 47V46H173ZM200 47V46H199ZM212 47V46H211ZM221 47V46H220ZM251 47V46H250ZM256 47V46H255ZM71 48V47H70ZM74 48H75V45H74ZM79 48V47H78ZM77 48V50L75 51L76 52V54H78L79 53V51H81L80 49L81 48H79L78 49ZM166 48V47H165ZM170 48H172V47H170ZM243 48V47H242ZM241 48V49H242ZM259 48V47H258ZM60 49V50H59ZM64 49H66L65 47H64ZM63 49V50H64ZM69 49V48H68ZM94 50V51H96L95 52V56H96V53L97 54H99V51L98 50ZM147 49V48H146ZM201 49V48H200ZM205 49H206V47H205ZM218 49V48H217ZM220 49V48H219ZM227 49V48H226ZM240 49V48H239ZM248 49H250V48H248ZM255 49V48H254ZM263 49H264V47H263ZM57 50H59V52L57 51ZM92 50V49H91ZM106 50V49H105ZM194 50V49H193ZM208 50H210V49H208ZM207 50V51H208ZM223 50H224V48H223ZM229 50V49H228ZM232 50V49H231ZM244 50H246V49H244ZM261 50V49H260ZM63 53H61V52ZM88 51V50H87ZM94 51H92V53L94 52ZM104 51V50H103ZM103 51H102V53H103ZM169 51V50H168ZM218 51V50H217ZM235 51V50H234ZM249 52H250V50H248ZM70 52V51H69ZM74 52V53H75ZM82 52V51H81ZM86 52V51H85ZM84 52V53H85ZM122 52V51H121ZM137 52V51H136ZM191 52V51H190ZM197 52V51H196ZM195 52V53H196ZM203 52V51H202ZM205 52V51H204ZM231 52V51H230ZM241 52H243V51H241ZM253 52V51H252ZM73 53V52H72ZM83 53V52H82ZM91 53V52H90ZM89 53V54H90ZM153 53V52H152ZM155 53V52H154ZM199 53V52H198ZM238 53H240L239 51H238ZM260 53V52H259ZM262 53H263V51H262ZM67 54V53H66ZM76 54H74V56L76 55ZM81 54V53H80ZM108 54V53H107ZM192 54H194V53H192ZM202 54V53H201ZM218 54V53H217ZM222 54V53H221ZM234 54V53H233ZM241 54H243V53H241ZM245 54V53H244ZM63 55V56H62ZM79 55V54H78ZM91 55H93V54H91ZM126 55V54H125ZM169 55V54H168ZM171 55V54H170ZM230 55H231V53H230ZM255 55V54H254ZM264 55V54H263ZM262 55V56H263ZM77 56V55H76ZM75 56V58L78 60V59H80V58H77V57H79V56H77L76 57ZM94 56V57H95ZM166 57H167V55H165ZM220 56V55H219ZM233 56V55H232ZM73 57V56H72ZM80 57H82L83 58V56H81L80 55ZM93 56H92V59L94 58ZM98 57H99V55L97 56V57H95V58H97L98 59ZM144 57V56H143ZM226 57V56H225ZM249 57H250V55H249ZM254 57V56H253ZM70 58V57H69ZM74 58V57H73ZM180 58V57H179ZM199 58V57H198ZM208 58V57H207ZM206 58V59H207ZM242 58V57H241ZM258 58V57H257ZM260 58H261V56H260ZM97 59L94 61V63L97 61ZM123 59V58H122ZM132 59V58H131ZM168 59V58H167ZM184 59V58H183ZM223 59V58H222ZM231 59V58H230ZM240 59V58H239ZM239 59H237V60H239ZM76 60V61H77ZM88 60H89V58H88ZM99 60V59H98ZM126 60V59H125ZM133 60V59H132ZM145 60V59H144ZM168 60H170V59H168ZM168 60H167V62H168ZM224 60V59H223ZM227 60H228V58H227ZM251 60V59H250ZM262 60V59H261ZM157 61V60H156ZM197 61H198V59H197ZM215 61V60H214ZM218 61V60H217ZM255 61V60H254ZM66 62H68V61H66ZM151 62V61H150ZM171 62V61H170ZM169 62V63H170ZM181 62V61H180ZM245 62V61H244ZM251 62H253V61H251ZM69 63H70V61H69ZM81 63V62H80ZM89 63V62H88ZM88 63H86V65L88 64ZM124 63V62H123ZM128 63V62H127ZM130 63H131V61H130ZM183 63V62H182ZM236 63V62H235ZM254 63V62H253ZM256 63H258V62H256ZM79 64V63H78ZM78 64H77V62H74V64H72L73 65V67H75V66H78ZM96 64V63H95ZM104 64V63H103ZM113 64V63H112ZM165 64H166V62H165ZM191 64H192V61H191ZM223 64V63H222ZM68 65V64H67ZM89 65V64H88ZM93 65V64H92ZM97 65V64H96ZM164 65V64H163ZM173 65V64H172ZM208 65V64H207ZM215 65V64H214ZM219 65V64H218ZM236 65V64H235ZM241 65V64H240ZM249 65H250V63H249ZM254 65V64H253ZM258 65V64H257ZM260 65V64H259ZM82 66H83V64H82ZM84 66H85V64H84ZM98 66H99V64H98ZM110 66V65H109ZM124 66V65H123ZM206 66V65H205ZM210 66V65H209ZM220 66V65H219ZM222 66V65H221ZM224 66V65H223ZM227 66V65H226ZM229 66V65H228ZM233 66V65H232ZM261 66H263V65H261ZM89 67V66H88ZM96 67V66H95ZM107 67V66H106ZM113 67V66H112ZM170 67V66H169ZM174 67V66H173ZM179 67V66H178ZM202 67V66H201ZM245 67V66H244ZM248 67V66H247ZM251 67V66H250ZM66 68H67V66H66ZM68 68H69V66H68ZM71 69H72V71L74 70V68H72V66L70 67ZM69 68V69H70ZM81 68V67H80ZM80 68H79V70H80ZM84 68V67H83ZM86 68V67H85ZM94 68V67H93ZM99 68H100V66H99ZM208 68V67H207ZM219 68V67H218ZM223 68V67H222ZM235 68V67H234ZM255 68H256V65H255ZM254 68V69H255ZM259 68V67H258ZM69 69H67V71L69 70ZM71 69H70V73L68 72V74L69 75H71L72 73V71H71ZM78 69V68H77ZM105 69V68H104ZM228 69V68H227ZM232 69V68H231ZM242 69V68H241ZM250 69V68H249ZM260 69H261V67H260ZM85 70V69H84ZM96 70V69H95ZM102 70V69H101ZM158 70V69H157ZM186 70V69H185ZM202 70V69H201ZM222 70H224V69H222ZM221 70V71H222ZM230 70V69H229ZM233 70V69H232ZM253 70V69H252ZM76 71V70H75ZM99 71V70H98ZM105 71V70H104ZM102 72V75H105L104 73H106V72ZM183 71V70H182ZM187 71V70H186ZM197 71V70H196ZM207 71V70H206ZM209 71V70H208ZM218 71H219V69H218ZM245 71V70H244ZM82 72V71H81ZM80 72V73H81ZM86 72H87V70H86ZM88 72H90L89 70H88ZM95 72V71H94ZM101 72H100V74H101ZM121 72V71H120ZM136 72V71H135ZM185 72V71H184ZM193 72V71H192ZM191 72V73H192ZM199 72V71H198ZM202 72V71H201ZM220 72V71H219ZM218 72V73H219ZM222 72H224V71H222ZM247 72V71H246ZM245 72V73H246ZM252 72V71H251ZM73 73H75L74 71H73ZM80 73L78 72V74H77V71H76V74L79 76L80 75ZM233 73V72H232ZM244 73V74H245ZM261 73V72H260ZM82 74V73H81ZM92 74V73H91ZM90 74V75H91ZM111 74V73H110ZM217 74V73H216ZM221 74V73H220ZM227 74V73H226ZM250 74V73H249ZM252 74V73H251ZM254 74H255V72H254ZM262 74V73H261ZM73 75V74H72ZM93 75V74H92ZM98 75V74H97ZM109 75V74H108ZM121 75V74H120ZM224 75V74H223ZM236 75V74H235ZM247 76H248V74H246ZM78 76H76L77 77V79H78ZM106 76V75H105ZM131 76V75H130ZM195 76V75H194ZM208 76V75H207ZM244 76V75H243ZM246 76V77H247ZM256 76V75H255ZM263 76H264V74H263ZM70 77V76H69ZM72 77V76H71ZM75 77V76H74ZM94 77V76H93ZM241 77V76H240ZM249 77V76H248ZM65 78H66V80H65ZM80 78V77H79ZM83 78V77H82ZM86 78V77H85ZM87 78H88V76H87ZM90 78H92V77H90ZM84 79V78H83ZM97 79V78H96ZM98 79H99V77H98ZM97 79V80H98ZM109 79V78H108ZM127 79V78H126ZM187 79V78H186ZM241 79V78H240ZM258 79H259V77H258ZM261 79V78H260ZM74 80H76V79H74ZM79 80V79H78ZM87 80V79H86ZM85 80V81H86ZM93 80V79H92ZM103 80H104V78H103ZM198 80V79H197ZM242 80H246L245 79V77H244V79H242ZM256 79H254L253 80V82L255 81ZM72 81V80H71ZM77 81V80H76ZM80 81V80H79ZM83 81V80H82ZM102 81V80H101ZM109 81V80H108ZM131 81H132V79H131ZM199 81V80H198ZM218 81V80H217ZM223 81H225V80H223ZM260 81V80H259ZM264 81V80H263ZM95 82V81H94ZM103 82V81H102ZM135 82V81H134ZM242 82V81H241ZM249 82H250V80H249ZM256 82V81H255ZM68 83V82H67ZM70 83V82H69ZM72 83V82H71ZM75 83V82H74ZM81 83V82H80ZM79 83V84H80ZM91 83V82H90ZM96 83V82H95ZM125 83V82H124ZM128 83V82H127ZM183 83H185V82H183ZM187 83V82H186ZM244 83V82H243ZM252 83V82H251ZM251 83L249 84V85H251ZM259 83V82H258ZM66 84V85H65ZM92 84V83H91ZM101 84V83H100ZM114 84V83H113ZM135 84V83H134ZM138 84H140V83H138ZM223 84V83H222ZM262 84V83H261ZM82 85H83V83H82ZM86 85H87V82H86ZM96 85H97V83H96ZM104 85V84H103ZM196 85V84H195ZM243 85H246V83L245 84H243ZM259 85V84H258ZM263 85V84H262ZM71 86V85H70ZM73 86H74V84H73ZM85 86V85H84ZM90 87H91V85H89ZM106 86V85H105ZM126 86H128V85H126ZM138 86H141V85H138ZM210 86V85H209ZM223 86V85H222ZM75 87V86H74ZM81 87V86H80ZM86 87V86H85ZM94 87V86H93ZM110 87H112L113 88V85H111ZM214 87V86H213ZM220 87V86H219ZM229 87V86H228ZM247 87H249L250 88V86H247ZM261 87V86H260ZM65 88H67V87H65ZM70 88V87H69ZM73 88V87H72ZM77 88V87H76ZM95 88H97V86L95 87ZM101 88H103V86L101 87ZM127 88V87H126ZM210 88V87H209ZM215 88V87H214ZM263 88V87H262ZM71 89V88H70ZM74 89V88H73ZM79 89V88H78ZM82 89V88H81ZM80 89V90H81ZM91 89V88H90ZM94 89V88H93ZM129 89H130V87H129ZM133 89V88H132ZM135 89V88H134ZM210 89H212V88H210ZM242 89H243V87H242ZM250 89H252V88H250ZM255 89H257L258 90V88H255ZM255 89H254V91H255ZM261 89V88H260ZM72 90V89H71ZM83 90V89H82ZM81 90V91H82ZM98 90V89H97ZM103 90H105V89H103ZM142 90V89H141ZM146 90V89H145ZM152 90H154V89H152ZM207 90V89H206ZM216 90V89H215ZM222 90V89H221ZM253 90V89H252ZM86 91H87V89H86ZM125 91V90H124ZM131 91H133V90H131ZM156 90H154V92H155ZM214 91V90H213ZM220 91V90H219ZM240 91V90H239ZM69 93V96H70V98H69V96H68V93ZM85 92V91H84ZM84 92H83V94H84ZM93 92H96L97 93V91H95V90H93ZM93 92H91L90 91V93L92 94V96H91V98H90V96H88L89 97V102H90V100H91V103H89L88 102V105H91L92 107H94L95 108V105H94V103H96L95 102V99L97 98L96 97V93H93ZM102 89H101V95H102ZM251 92V91H250ZM258 92V91H257ZM65 93H67V94H65ZM87 93V92H86ZM89 93V94H90ZM204 93V92H203ZM202 93V94H203ZM209 93H211V92H209ZM223 94H224V91L222 92ZM261 93V92H260ZM73 94V93H72ZM79 93H77V95H78ZM82 94V95H83ZM90 94V95H91ZM100 94V93H99ZM140 94V93H139ZM242 94V93H241ZM255 94H256V91H255ZM254 94V95H255ZM258 94H259V92H258ZM1 95H3V96H1ZM67 95V96H66ZM74 95H76V94H74ZM76 95V96H77ZM100 95V96H101ZM159 95V94H158ZM69 99H67L66 97ZM79 96H81L80 94H79ZM93 96H95V97H93ZM99 96V95H98ZM103 96V95H102ZM153 96V95H152ZM197 96V95H196ZM242 96V95H241ZM249 96V95H248ZM252 96V95H251ZM258 95H256V97H257ZM259 96H262V95H259ZM74 97V96H73ZM85 97V96H84ZM88 97H85V99L86 98H88ZM92 97L94 98V99H92ZM139 97V96H138ZM140 97H141V95H140ZM144 97H146V96H144ZM155 97V96H154ZM176 97H177V95H176ZM182 97V96H181ZM191 97V96H190ZM194 96H192V98H193ZM206 97V96H205ZM210 97V96H209ZM228 96H226L225 98H227ZM244 97V96H243ZM255 97V96H254ZM134 98H135V96H134ZM134 98H132V99H134ZM158 98V97H157ZM216 98V97H215ZM221 98V97H220ZM248 98V97H247ZM247 98H246V100H247ZM253 98V97H252ZM251 97L249 98V99H252ZM258 98V97H257ZM262 98H264V97H262ZM261 98V99H262ZM84 99V102L86 101ZM107 99V98H106ZM140 99V98H139ZM210 99H212V98H210ZM214 99V98H213ZM218 99V98H217ZM231 100H232V98H230ZM240 99V98H239ZM260 99V98H259ZM66 100V101H65ZM94 102H93V101ZM100 100V99H99ZM143 100V99H142ZM183 100V99H182ZM208 100V99H207ZM230 100V101H231ZM245 100V101H246ZM263 100V99H262ZM68 101V103L70 102V104H68V107L70 108H72V103H75L74 104V109L72 108L71 109V111L72 110H75L76 108V110L73 112H70V111H68L69 110V108L68 109H66V107H65V105H67L66 104V102ZM71 101H72V103H71ZM74 101V102H73ZM88 101V100H87ZM108 101V100H107ZM131 101V100H130ZM185 101V100H184ZM187 101V100H186ZM199 101V100H198ZM240 101V100H239ZM3 102V103H2ZM65 102V103H64ZM81 102V101H80ZM93 102V103H92ZM100 102V101H99ZM140 102V101H139ZM144 102V101H143ZM149 102V101H148ZM189 102V101H188ZM194 102V101H193ZM82 103H83V101H82ZM211 104H212V101L210 102ZM215 103V102H214ZM222 103V102H221ZM231 103H232V101H231ZM234 103V102H233ZM246 103V102H245ZM65 104V105H64ZM78 105L79 104V106H81V107H83L84 106V112H83V109L81 108V107H79L80 109H82V110H78V107L76 106L75 107V105ZM93 104V105H92ZM149 104V103H148ZM227 104H229V103H227ZM243 104V103H242ZM252 104V103H251ZM2 105V106H1ZM70 105H72V106H70ZM110 105V104H109ZM187 105H188V103H187ZM197 105H198V102H197ZM218 105V104H217ZM230 105V104H229ZM247 105V104H246ZM171 106V105H170ZM180 106V105H179ZM191 106V105H190ZM189 106V107H190ZM199 106V105H198ZM205 106V105H204ZM223 106V105H222ZM232 106V105H231ZM234 106H237V105H234ZM243 106V105H242ZM98 107V106H97ZM131 107V106H130ZM143 107V106H142ZM150 107V106H149ZM195 107V106H194ZM206 107V106H205ZM212 107V106H211ZM227 107V106H226ZM241 107V106H240ZM246 107V106H245ZM253 107V106H252ZM252 107H250V108H252ZM255 107V106H254ZM263 107H264V105H263ZM118 108V107H117ZM157 108V107H156ZM184 108V107H183ZM186 108V107H185ZM213 108V107H212ZM228 108V107H227ZM226 108V109H227ZM258 108V107H257ZM110 109V108H109ZM154 109V108H153ZM178 109V108H177ZM196 109V108H195ZM221 109H223V108H221ZM260 109V108H259ZM262 109V108H261ZM88 110V111H87ZM98 110H100V109H98ZM106 110V109H105ZM141 110V109H140ZM156 110V109H155ZM184 110V109H183ZM211 110V109H210ZM232 110H233V108H232ZM237 110V109H236ZM242 110H244L243 108H242ZM87 111V112H86ZM131 111V110H130ZM143 111V110H142ZM217 111V110H216ZM228 111V110H227ZM240 112H241V110H239ZM249 111V110H248ZM250 111H252V110H250ZM264 111V110H263ZM82 114H81V113ZM90 112H91V115H89L90 114ZM97 113H98V111H96ZM101 112V111H100ZM137 112V111H136ZM158 112V111H157ZM192 112V111H191ZM204 112V111H203ZM211 112V111H210ZM222 112V111H221ZM260 112V111H259ZM206 113H207V111H206ZM216 113V112H215ZM242 113V112H241ZM254 113V112H253ZM155 114V113H154ZM172 114V113H171ZM178 114V113H177ZM189 114V113H188ZM234 114V113H233ZM240 114V113H239ZM243 114H244V112H243ZM246 114V113H245ZM263 114H264V112H263ZM85 115V116H84ZM88 115V116H87ZM104 115V114H103ZM102 115V116H103ZM117 115V114H116ZM156 115V114H155ZM165 115V114H164ZM222 115V114H221ZM228 115V114H227ZM241 115V114H240ZM255 115V114H254ZM259 115H261V113L259 114ZM99 116V115H98ZM126 116V115H125ZM206 116V115H205ZM218 116H219V114H218ZM230 116V115H229ZM235 116V115H234ZM244 116V115H243ZM250 116H251V114H250ZM256 116V115H255ZM254 116V117H255ZM88 117V118H87ZM217 117V116H216ZM237 117V116H236ZM247 116H245V118H246ZM249 117V116H248ZM247 117V118H248ZM261 116H259V118H260ZM87 120H86V119ZM102 118V117H101ZM154 118V117H153ZM156 118V117H155ZM229 118V117H228ZM249 118H251V117H249ZM84 119H85V121H84ZM122 119V118H121ZM201 119V118H200ZM254 119V118H253ZM173 120V119H172ZM171 120V121H172ZM209 120V119H208ZM255 120V119H254ZM99 121V120H98ZM103 121H104V119H103ZM159 121V120H158ZM169 121V120H168ZM170 121V122H171ZM223 121V120H222ZM253 121V120H252ZM144 122V121H143ZM208 122V121H207ZM88 124V126L86 125V124ZM98 123V122H97ZM167 123V122H166ZM179 123V122H178ZM217 123H219V122H217ZM249 123V122H248ZM252 123V122H251ZM221 124H223V123H221ZM220 124V125H221ZM232 124V123H231ZM244 124H245V122H244ZM253 124H256V122L255 123H253ZM98 125V124H97ZM101 126V125H100ZM108 126V125H107ZM155 126H156V124H155ZM175 126V125H174ZM248 126V125H247ZM252 126V125H251ZM96 127V129H94ZM152 127V126H151ZM154 127V126H153ZM159 127H160V125H159ZM108 128V127H107ZM112 128V127H111ZM168 128V127H167ZM225 128V127H224ZM256 128V127H255ZM13 130V131H17L16 133V135H17V138H16V136H14V134H12V133H14V132H12V131H10V130ZM138 129V128H137ZM160 129V128H159ZM151 130V129H150ZM176 130V129H175ZM216 130V129H215ZM261 130V129H260ZM263 130V129H262ZM9 132V134H8V132ZM130 131V130H129ZM152 131V133H153V135H152V138H154L155 137V130H154V132H153V130H151ZM244 131V130H243ZM7 132V133H6ZM11 132V133H10ZM95 132V133H94ZM100 132V131H99ZM132 132V131H131ZM158 132V131H157ZM159 132H161V131H159ZM164 132V131H163ZM87 133V135H85ZM168 133V132H167ZM177 133V132H176ZM175 133V134H176ZM122 134V133H121ZM146 134V133H145ZM151 134V133H150ZM169 134H170V132H169ZM247 134V133H246ZM252 134H254V133H252ZM13 135V136H12ZM100 135V134H99ZM104 135V134H103ZM139 135V134H138ZM149 136V135H148ZM154 136V137H153ZM172 136V135H171ZM174 136V135H173ZM245 136V135H244ZM251 136V135H250ZM80 137H81V140L83 141V142H85L86 143V141H84V139L85 140H89L90 142L88 143V140H87V145L85 144V143H80V142H82V141H80ZM85 137V138H84ZM177 137V136H176ZM242 137V136H241ZM98 138V137H97ZM163 139V135H162V137L160 136V134H156V137H155V139H153L152 141H154L155 140V142H153L154 143V149L156 150V148L158 149V144L159 143H161L160 141H162V139ZM2 139H3V141H2ZM106 139V138H105ZM254 139V138H253ZM98 141H99V139H97ZM115 141V140H114ZM117 141V140H116ZM164 141V140H163ZM170 141V140H169ZM249 141V140H248ZM94 142H95V140H94ZM94 142H93V144H94ZM165 142V141H164ZM226 142V141H225ZM96 143V142H95ZM163 143V142H162ZM161 143V144H162ZM179 143V142H178ZM182 143V142H181ZM239 143V142H238ZM2 144V145H1ZM83 145L84 147H85V149H88V151H86V153L85 152H82V146L81 145ZM85 144V145H84ZM92 144V145H93ZM114 144V143H113ZM139 144V143H138ZM97 145V144H96ZM95 145V146H96ZM132 145V144H131ZM166 145V144H165ZM187 145V144H186ZM192 145V144H191ZM105 146V145H104ZM146 146V145H145ZM161 146V145H160ZM159 146V147H160ZM80 147H81V149H80ZM83 147V148H84ZM130 147V149H129V151H131L130 153H128V154H130V155H134L133 157L135 158H139L140 156H142L143 154H141L140 153V155L138 154L139 152H140V150L142 149L140 146L138 147L140 150L139 151H137L138 149L136 148H134L133 146H129ZM150 147H152V146H150ZM153 147H152V150H153ZM240 147V146H239ZM171 148V147H170ZM175 148V147H174ZM228 148V147H227ZM98 149V148H97ZM135 150H136V152H135ZM155 150H153V151H155ZM160 150V149H159ZM159 150H157V152L159 151ZM226 151V150H225ZM80 152H81V154H83V155H81L80 154ZM91 152V151H90ZM93 152V151H92ZM133 152H134V154H133ZM138 152V153H137ZM142 152V151H141ZM156 152V151H155ZM160 153H161V151H159ZM184 152V151H183ZM91 154V153H90ZM89 154V155H90ZM102 154V153H101ZM119 154V153H118ZM124 154V153H123ZM159 154V153H158ZM185 154H186V152H185ZM184 154V155H185ZM153 155V154H152ZM151 155V156H152ZM84 156V157H83ZM97 156V155H96ZM101 156V155H100ZM132 156H130V157H132ZM81 157V158H80ZM111 157V156H110ZM143 157V156H142ZM183 157V156H182ZM83 158V159H82ZM88 158V157H87ZM141 158V157H140ZM158 158V157H157ZM166 158V157H165ZM191 158V157H190ZM189 158V159H190ZM107 159V158H106ZM238 159V158H237ZM80 160L82 161V160H84L83 162H80ZM99 159L97 158V161H98ZM128 160V159H127ZM136 160V159H135ZM134 160V161H135ZM106 161H108V160H106ZM105 161V162H106ZM156 161V160H155ZM160 161V160H159ZM86 162V163H87ZM126 162V161H125ZM142 162H143V160H142ZM148 162V161H147ZM186 162V161H185ZM190 162V161H189ZM81 163V165H79ZM101 163V162H100ZM130 163V162H129ZM138 163H140V162H138ZM144 163H145V161H144ZM150 163V162H149ZM191 163V162H190ZM71 164V165H73L72 167L73 168H71V165H70V167H69V165ZM89 164V163H88ZM87 164V165H88ZM107 164H109L108 162H107ZM137 164V163H136ZM148 164V163H147ZM160 164H161V162H160ZM168 164V163H167ZM185 164H187V163H185ZM103 165V164H102ZM135 165V164H134ZM165 165V164H164ZM173 165V164H172ZM181 165V164H180ZM191 165V164H190ZM238 165V164H237ZM80 166H82V167H80ZM107 166V165H106ZM117 166V165H116ZM128 166V165H127ZM140 166V165H139ZM151 166V165H150ZM247 166V165H246ZM4 167V169H3V172H6L7 171V173L5 174H3V172H2V168ZM68 167H69V169H72L73 170V177H72V170H70V171H68L69 173H71V174H67L68 172H67V170H68ZM86 167V166H85ZM136 167V166H135ZM160 167V166H159ZM178 167V166H177ZM81 170H80V169ZM91 168V167H90ZM109 168V167H108ZM113 168V167H112ZM129 168V167H128ZM128 168H126V170L128 169ZM180 168H182V167H180ZM186 168V167H185ZM189 168V167H188ZM202 168V167H201ZM251 168V167H250ZM249 168V169H250ZM259 168V167H258ZM262 168V167H261ZM83 169V170H82ZM97 169V168H96ZM118 169V168H117ZM134 169V168H133ZM147 169H149V168H147ZM159 169V168H158ZM191 169V168H190ZM190 169H188V170H190ZM193 169H194V167H193ZM198 169V168H197ZM243 169V168H242ZM4 170H6V171H4ZM92 170V169H91ZM110 170V169H109ZM138 170V169H137ZM238 170V169H237ZM252 170V169H251ZM259 170V169H258ZM262 170V169H261ZM83 171V172H82ZM130 171V170H129ZM145 171V170H144ZM147 171V170H146ZM174 171V170H173ZM177 171V170H176ZM194 171V170H193ZM200 171V170H199ZM253 171V170H252ZM256 171V170H255ZM260 171V170H259ZM258 171V172H259ZM109 172V171H108ZM107 172V173H108ZM125 172V171H124ZM151 172H153L152 171V169H151ZM156 172V171H155ZM184 172V171H183ZM198 171H196V173H197ZM244 172V171H243ZM250 172V171H249ZM248 172V173H249ZM263 172V171H262ZM80 173L82 174V176L80 175ZM86 173H87V171H86ZM89 173V172H88ZM92 173V172H91ZM100 173V172H99ZM147 173V172H146ZM167 173V172H166ZM188 173H189V171H188ZM191 173V172H190ZM203 173H204V171H203ZM231 173V172H230ZM246 173V172H245ZM247 173V174H248ZM94 174V173H93ZM132 174V173H131ZM253 174V173H252ZM257 174V173H256ZM261 174V173H260ZM260 174H259V176L258 177H260ZM67 175H68V178H67ZM145 175V174H144ZM182 175V174H181ZM191 175V174H190ZM196 175L197 174H195V173H193L192 175H191V177L192 178H190V179H193V181L196 179ZM237 175V174H236ZM258 175V174H257ZM147 176H149V175H147ZM146 176V177H147ZM155 176V175H154ZM224 176V175H223ZM248 176V175H247ZM253 176V175H252ZM255 176V175H254ZM72 177V178H71ZM80 177H82V178H80ZM99 177V176H98ZM145 177V178H146ZM153 177V176H152ZM183 177V176H182ZM190 177V176H189ZM262 177V176H261ZM66 178H67V180H66ZM104 178V177H103ZM109 178V177H108ZM120 178V177H119ZM163 178H165V177H163ZM199 178V177H198ZM229 178V177H228ZM257 178V177H256ZM255 178V179H256ZM263 178H264V176H263ZM68 179H73L72 181L70 180H68ZM80 179H83V180H85V181H83V180H80ZM93 179V178H92ZM124 179V178H123ZM122 179V180H123ZM172 179V178H171ZM224 179V178H223ZM235 179V178H234ZM251 179V178H250ZM169 180V179H168ZM200 180V179H199ZM217 180V179H216ZM230 180V179H229ZM253 180V179H252ZM65 181H69V182H72V183H70V185H71V187H73V191H72V188L70 189V186H69V189L71 190L70 191V195L68 194V193H66L67 192V189L68 188H66V190H65V187H68L66 184H68V182L66 183ZM83 181V182H82ZM91 181V182H90ZM143 181V180H142ZM150 181V180H149ZM158 181V180H157ZM176 181H177V179H176ZM196 181H197V179H196ZM196 181H194V182H196ZM205 181H207V180H205ZM211 181V180H210ZM223 181V180H222ZM237 181V180H236ZM82 183V185H80L81 183ZM86 182V183H85ZM90 183V184H87V183ZM122 182V181H121ZM144 182V181H143ZM147 182V181H146ZM156 182V181H155ZM164 182V181H163ZM174 182V181H173ZM198 182V181H197ZM200 182V181H199ZM212 182V181H211ZM221 182V181H220ZM224 182V181H223ZM241 182V181H240ZM249 182V181H248ZM263 182H264V179H263ZM262 182V183H263ZM50 183H51V185L52 184H54V185H50ZM113 183V182H112ZM126 183V182H125ZM124 183V184H125ZM148 183V182H147ZM176 183V182H175ZM214 183V182H213ZM219 183V182H218ZM239 183V182H238ZM86 184H87V189L86 188H84V186H86ZM100 184V183H99ZM123 184V185H124ZM127 184V183H126ZM133 184V183H132ZM146 184V183H145ZM157 185H158V183H156ZM205 184V183H204ZM220 184V183H219ZM237 184V183H236ZM248 184V183H247ZM69 185V184H68ZM84 185V186H83ZM105 185V184H104ZM109 185V184H108ZM139 185V184H138ZM147 185V184H146ZM151 185V184H150ZM193 185H195V184H193ZM200 185V184H199ZM234 185V184H233ZM55 186V187H54ZM91 186V187H90ZM135 186V185H134ZM133 186V187H134ZM142 186V185H141ZM156 186V185H155ZM154 186V187H155ZM159 186V185H158ZM165 186H167V185H165ZM172 186V185H171ZM198 186V185H197ZM219 186V185H218ZM237 186V185H236ZM94 187V188H93ZM125 187H127V186H125ZM139 187V186H138ZM137 187V188H138ZM157 187V186H156ZM159 187H161V186H159ZM98 188V187H97ZM115 188H117V187H115ZM128 188H132V187H127V189ZM136 188V189H137ZM140 188V187H139ZM151 188V187H150ZM158 188V187H157ZM157 188H155V190L157 189ZM239 188V187H238ZM237 188V189H238ZM40 189H45V190H43V192L44 191H46L47 192V195H46V192H45V194H44V198H43V203H41V201H40V199L43 197V196H41L40 197V195L41 194H43V192L40 190ZM69 189H68V191H69ZM125 189V188H124ZM133 189V188H132ZM148 189V188H147ZM160 188H158V190H159ZM204 189V188H203ZM214 189V188H213ZM223 189V188H222ZM231 189V188H230ZM40 190V191H39ZM48 190V191H47ZM95 190H97V189H95ZM118 190V189H117ZM130 190V189H129ZM139 190V189H138ZM154 190V189H153ZM167 191H168V189H166ZM169 190H170V188H169ZM182 190V189H181ZM184 190V189H183ZM192 190H193V188H192ZM218 190V189H217ZM246 190H247V188H246ZM254 190V189H253ZM36 191H39L40 193H38L39 194V202L38 201H35V199H37V197H36ZM82 191V190H81ZM83 191L81 192V194L83 193ZM132 191V190H131ZM130 191V192H131ZM146 191V190H145ZM160 191V190H159ZM165 191V190H164ZM187 191V190H186ZM194 191V190H193ZM95 193H98V192H96V191H94ZM134 192V193H133ZM133 194H135V192L136 191H134V189H133ZM253 192H255V191H253ZM72 193V194H71ZM89 193H88V196H89ZM123 193V192H122ZM145 193V192H144ZM146 193H148V190L146 191ZM170 193V192H169ZM226 193V192H225ZM99 194V193H98ZM105 194V193H104ZM127 194H129V192L127 193ZM151 194V193H150ZM153 194V193H152ZM181 194V193H180ZM189 194V193H188ZM46 195V196H45ZM111 195V194H110ZM168 195V194H167ZM176 195V194H175ZM187 195V194H186ZM229 195V194H228ZM242 195V194H241ZM257 195V194H256ZM256 195H255V197H256ZM102 196V195H101ZM119 196V195H118ZM149 196V195H148ZM207 196V195H206ZM93 197H95V195L93 196ZM107 197V196H106ZM240 197H242V196H240ZM14 198H15V200L17 201V198L19 199L20 198V200H18L17 202H20L21 200H23L22 198H24V200L21 202L22 204H20L19 203V205H16L15 204V201H13L12 202V199L14 200ZM68 198H69V200H68ZM86 198H88V197H86ZM90 199H92V197H89ZM96 198V197H95ZM167 198V197H166ZM174 198V197H173ZM248 198V197H247ZM94 199V198H93ZM92 199V200H93ZM113 199V198H112ZM178 199V198H177ZM42 200V199H41ZM88 200V199H87ZM95 200V199H94ZM160 200V199H159ZM187 200V199H186ZM210 200V199H209ZM234 200V199H233ZM11 201V202H10ZM96 201V200H95ZM95 201H93V202H95ZM34 202H36L35 204H34ZM91 202V201H90ZM90 202H89V205H90ZM148 202V201H147ZM167 202V201H166ZM178 202V201H177ZM11 203L13 204H15V205H11ZM38 203V204H37ZM42 204V206L40 205V204ZM175 203V202H174ZM18 204V203H17ZM95 204V203H94ZM101 204V203H100ZM134 204V203H133ZM160 204V203H159ZM211 204V203H210ZM213 204V203H212ZM235 204V203H234ZM38 205V206H37ZM106 205V204H105ZM144 205V204H143ZM143 205L141 206V207H143ZM174 205V204H173ZM182 205V204H181ZM209 205V204H208ZM93 206V205H92ZM108 206V205H107ZM124 206V205H123ZM212 206V205H211ZM87 207V206H86ZM86 207H84V208H86ZM101 207V206H100ZM126 207V206H125ZM136 207V206H135ZM139 207V206H138ZM140 207V208H141ZM2 208V209H1ZM88 208V207H87ZM94 208V207H93ZM158 208V207H157ZM179 208V207H178ZM95 209H97V208H95ZM108 209V208H107ZM241 209V208H240ZM82 210H80V211H82ZM87 210V209H86ZM106 210V209H105ZM123 210V209H122ZM138 210V209H137ZM219 210V209H218ZM133 212H135V210H132ZM143 211V210H142ZM232 211V210H231ZM76 212H78V213H80L81 215H84L82 218V220H80V218L81 217H79V216H81V215H76V214H78V213H76ZM84 212H85V214H84ZM92 212V211H91ZM105 212V211H104ZM104 212H102V213H104ZM201 212V211H200ZM88 213V212H87ZM111 213H112V211H111ZM118 213H120V211L118 212ZM127 213V212H126ZM125 213V214H126ZM132 213V212H131ZM155 213V212H154ZM186 213V212H185ZM8 214L10 215V216H8ZM89 214V213H88ZM97 214V213H96ZM106 214H108V213H106ZM113 214V213H112ZM134 214V213H133ZM139 216L141 217V218H143L144 217V214H145V212H144V214L141 216V212H139ZM215 214V213H214ZM247 214V213H246ZM0 215V218L2 217L3 218V216H1ZM12 215H13V217H15V219L13 220V217H12ZM121 215V214H120ZM136 215V214H135ZM134 215V216H135ZM89 217L91 216V215H88ZM87 216V217H88ZM94 216V215H93ZM138 216V217H139ZM10 217V218H9ZM86 217V216H85ZM86 217V218H87ZM111 217V216H110ZM109 217V218H110ZM118 217V216H117ZM116 217V218H117ZM157 217H159V216H157ZM220 217V216H219ZM238 217V216H237ZM240 217V216H239ZM245 217V216H244ZM0 219V220H3V219ZM16 218H18V221L20 222H18L17 221V219ZM102 218L105 220V221H103L102 220ZM112 218V217H111ZM110 218V220L113 222V220ZM122 218H124V217H122ZM132 218H133V216H132ZM173 218V217H172ZM224 218V217H223ZM89 219H90V221H89ZM118 219H119V217H118ZM145 219V218H144ZM143 219V220H144ZM11 220H13L14 222H16L15 224H13L12 222H11ZM16 220V221H15ZM21 220V221H20ZM93 220V221H92ZM97 220L95 221V222H97ZM132 220H134V219H132ZM139 220V219H138ZM143 220H140V221H142L143 222ZM146 220V219H145ZM159 220H160V218H159ZM158 220V221H159ZM172 220V219H171ZM189 220V219H188ZM261 220V219H260ZM85 222V224L86 225H88V227H89V229L87 230V231H85L84 229H83V227H84V222ZM89 221V223L87 224V222ZM94 223H92V222ZM119 221H121V222H119ZM127 221L128 222H130V220H128V218H127ZM126 221V222H127ZM136 221V220H135ZM157 221V220H156ZM218 221V220H217ZM11 222V223H10ZM83 222V223H82ZM91 222V223H90ZM124 222V221H123ZM127 222V223H128ZM134 222V221H133ZM141 222V223H142ZM229 222V221H228ZM114 223V222H113ZM121 223V224H120ZM136 223V222H135ZM196 223V222H195ZM3 224V225H2ZM26 224H27V226H26ZM107 224V225H106ZM115 224V223H114ZM18 225V226H17ZM20 225V226H19ZM22 225V226H21ZM90 225V226H89ZM139 224L137 223V226H138ZM151 225H152V223H151ZM161 225V224H160ZM227 225V224H226ZM21 227L22 229H17L16 231L14 230V229H16L17 227ZM24 226V227H23ZM107 226V228H109ZM130 227L132 226V225H129ZM168 226V225H167ZM178 226V225H177ZM181 226V225H180ZM185 226V225H184ZM187 226H189V225H187ZM202 226V225H201ZM217 226V225H216ZM260 226V225H259ZM32 229L33 230V233H32V230L30 229V233H26L29 229ZM127 228V229H129V231L132 229V228ZM161 227V226H160ZM249 227V226H248ZM25 228H27V231H26V229ZM104 228V227H103ZM106 228V227H105ZM105 229V230H109V229ZM141 228V227H140ZM149 229H150V227H148ZM159 228V227H158ZM195 228V227H194ZM203 228V227H202ZM220 228V227H219ZM23 229H25V230H23ZM137 229V230H138ZM147 229V228H146ZM156 229V228H155ZM182 229V228H181ZM184 229V228H183ZM201 229V228H200ZM19 230H22V231H24L26 234H30V235H35L34 237H31V239H30V237H28V235L26 236V234L23 232L22 233V231H19ZM154 230V229H153ZM157 230V229H156ZM155 230V231H156ZM189 230V229H188ZM219 230V229H218ZM18 231V232H17ZM119 231V232H118ZM129 231H127V232H129ZM146 231H148V229L146 230ZM241 231V230H240ZM104 232V233H103ZM108 232H110V234H111V230H109V231H107V233ZM140 232V231H139ZM149 232H151V231H149ZM159 232V231H158ZM160 232H161V230H160ZM173 232V231H172ZM239 232V231H238ZM250 232V231H249ZM35 233V234H34ZM113 233V232H112ZM151 233H153V232H151ZM193 233V232H192ZM22 234L23 236H24V238H23V236H20V235ZM25 234V235H24ZM109 234V233H108ZM109 234V235H110ZM123 235V237H121L122 235ZM154 234V233H153ZM153 234H151V235H153ZM161 234V233H160ZM185 234V233H184ZM183 234V235H184ZM196 234V233H195ZM198 234V233H197ZM234 234V233H233ZM108 235V236H109ZM131 235V236H130ZM155 235V234H154ZM162 235V234H161ZM202 235V234H201ZM201 235H197V237H198V239L199 238H202L201 237ZM22 237L21 239L20 238H17V237ZM99 236V235H98ZM105 236H107V234L105 233ZM114 236V235H113ZM158 236H160V235H158L157 234V237ZM190 236V235H189ZM25 237H27L28 238V240H27V238H25ZM40 237H43V239L42 238H40ZM148 237V236H147ZM156 236H155V240H153V241H156V238H157ZM166 237V236H165ZM206 237V236H205ZM215 237V236H214ZM233 237V236H232ZM73 238H74V240H73ZM154 238V237H153ZM152 238V239H153ZM162 238V237H161ZM191 238V237H190ZM249 238V237H248ZM18 240V239H20V240H18V243H16L17 241H15V240ZM26 239V241L24 242V240ZM144 239H146V241L144 240ZM158 240H160L159 239V237L157 238ZM163 239V238H162ZM197 239V240H198ZM211 239V238H210ZM215 239V238H214ZM3 240V241H2ZM49 242V245H48V243H47V241ZM76 240H78V241H76ZM157 240V248H156V245L154 244V247L156 248V249H154V250H156L155 251V253H154V250H153V255H151L152 257H153V259H154V264L156 263H158V264H160V262L161 261H163L161 258H162V256L160 255L161 253H159V252H161L162 251V248L164 247H162V245L164 244H162V241L163 240H161V242H159ZM187 240V239H186ZM195 240H196V238H195ZM195 240H192V241H195ZM199 240H201V239H199ZM198 240V241H199ZM222 240V239H221ZM8 241H10V243L8 242ZM20 241V242H19ZM84 241V242H85ZM121 241V242H120ZM145 241V242H144ZM152 241V242H153ZM189 241V240H188ZM202 241H203V238H202ZM202 241H199V242H201L202 244L203 243H205V242H202ZM204 241H206V239H204ZM11 242H13L12 244H11ZM86 242V243H87ZM115 242V241H114ZM163 242H165V241H163ZM182 242V241H181ZM191 242V241H190ZM197 242V241H196ZM16 243V244H15ZM20 243V244H19ZM83 243V242H82ZM85 243V244H86ZM113 243V242H112ZM122 243H123V245H122ZM155 243V242H154ZM194 243V242H193ZM208 243V242H207ZM4 243H3V245L4 246H6ZM74 244V245H73ZM80 244V242L79 243H77L76 245L78 246ZM84 244V243H83ZM82 244V245H83ZM89 244V243H88ZM114 244H116V243H113V245H111L110 247H113V246H116V245H114ZM149 244V243H148ZM196 244V243H195ZM200 244V243H199ZM202 244H200L201 246H204V244L202 245ZM206 244V243H205ZM210 244V243H209ZM213 245H215L214 243H212ZM0 245V246H1ZM2 245V246H3ZM9 245V246H10ZM76 245L74 246V247H76ZM99 245V246H100ZM207 245V244H206ZM211 245V244H210ZM213 245H212V247H213ZM241 245V244H240ZM8 246V247H9ZM11 246H10V248H11ZM21 246H22V244L20 245V247H19V249L18 248H16L18 251L20 250V253H21ZM45 246V247H44ZM47 246V247H46ZM49 246V247H48ZM50 246H52V247H50ZM80 246H81V244H80ZM86 246H87V244H86ZM89 246V245H88ZM91 246V245H90ZM100 246V247H101ZM118 247V248H120V249H122L121 247ZM194 246H196V248L198 247L199 248V246H197V245H194ZM209 245H207V247H208ZM215 246H217V245H215ZM4 248V250H7L6 252H8V250L10 249V248ZM32 247V248H31ZM84 247V246H83ZM98 247V246H97ZM106 247V249H109V251L111 250V251H113V248H107ZM117 247V246H116ZM114 248V250L116 249L117 251H119L117 248ZM152 247V246H151ZM160 247H162V248H160ZM190 247V246H189ZM205 247V246H204ZM207 247H205V248H207ZM212 247H210V248H212ZM242 247V246H241ZM11 249V250H9V253H12V251H14V253L15 254H13V256H17V254L16 253H18V251L16 250V249ZM53 248V249H52ZM77 249L78 248H80L79 246L78 247H76ZM96 248V247H95ZM195 248V249H196ZM200 248H202V247H200ZM199 248V249H200ZM204 248V249H205ZM209 248V247H208ZM214 248V247H213ZM216 248H218V247H216ZM240 248V247H239ZM2 249V247H0V251L1 252H4V253H6L5 251H2L1 250ZM47 249V250H48ZM77 249H75V251H74V253L76 252V250ZM82 248H80V250L79 251H81L82 252V250H81ZM92 249V248H91ZM97 249H99V251L97 250V254L95 255V253H94V255H92V256H90V254H89V256L91 257V264H111L114 260H112L111 259V257H110V255L109 254H107L106 252H104V253H106L105 255H107V256H104V254L103 253H101L102 251H103V249L102 248H97ZM102 249V250H101ZM124 249V248H123ZM122 249V250H123ZM129 249V250H130ZM203 249V248H202ZM202 249H201V251H199V250H197L198 251V253L200 252V254H201V252H202ZM203 249V251H206V250H204ZM43 250H42V252H43ZM101 250V251H100ZM143 250V251H142ZM150 250V249H149ZM149 250H147V252L149 251ZM161 250V251H160ZM171 250V249H170ZM208 250L209 249H207V252H208ZM11 251V252H10ZM17 251V252H16ZM69 251V252H70ZM104 251H105V249H104ZM109 251H108V253H109ZM121 251V250H120ZM119 251V252H120ZM128 252V249L127 250H125V254H127V252ZM134 251L135 252H137L138 253V255H137V253L136 254H134ZM41 252V253H42ZM53 252V251H52ZM93 252V251H92ZM95 252V251H94ZM122 252V251H121ZM128 252V253H129ZM132 252H133V254H132ZM152 252V251H151ZM151 252H150V254H151ZM207 252H202V256H204L203 255V253H207ZM214 252V251H213ZM9 253H6V254H9ZM23 253H22V255L21 256H23ZM58 253V258L56 259V260H59V261H55V259H54V257L53 256H55L54 254H57ZM71 253V252H70ZM70 253H68L67 252V255H69ZM80 253V252H79ZM87 253V252H86ZM101 253V254H100ZM182 253V252H181ZM210 253V252H209ZM0 254H2V253H0ZM6 254L4 255V257L6 256ZM19 254V253H18ZM33 254V255H32ZM40 254V253H39ZM38 254V256L40 257L41 256V254L39 255ZM71 254H73V252L71 253ZM75 254H77V253H75ZM75 254H73V255H75ZM83 254V253H82ZM85 254V253H84ZM103 254V255H102ZM111 254V253H110ZM119 254V253H118ZM124 254V255H125ZM149 254V253H148ZM12 255V254H11ZM42 255H43V253H42ZM45 255H46V253H45ZM62 256L61 258L63 259V261H64V259L67 257L68 258V256ZM78 255H80V254H78ZM78 255H77V257H78ZM131 255V256H130ZM133 255V256H132ZM207 255H208V253H207ZM44 256V255H43ZM47 256H45V257H47ZM109 256V257H108ZM112 256V255H111ZM118 256H120V255H118ZM123 256V255H122ZM126 255H125V257H127ZM134 257L135 259L136 258H138L139 259V256L138 257ZM143 256H147V258H146V260L147 259H149L150 258V255H143ZM160 256H161V258H160ZM10 258H12L11 256H9ZM18 257V256H17ZM65 257V258H64ZM76 256H74V257H72L71 255H70V258H73V260H74V258H75ZM76 257V258H77ZM82 257V256H81ZM88 257V255L86 256V258ZM89 257V258H90ZM105 257H108L107 259L105 258ZM112 257H114V256H112ZM125 257H123V259H121V261L122 260H124L122 263H124L125 262V264H128V263H126L127 261H129V262H131L132 261V263L134 262L133 260H134V258L132 259H129L128 258V260H127V258L125 259ZM149 257V258H148ZM151 257V258H152ZM171 257H172V255H171ZM212 257V256H211ZM215 257V256H214ZM1 258V257H0ZM10 258H9V260H10ZM16 258V257H15ZM14 258V259H15ZM33 258V260L35 259V262H38V263H35L34 262V264H41L39 261H40V259H38V258H34V257H32ZM40 258H42V257H40ZM66 258V259H67ZM83 258V257H82ZM109 258H110V260H109ZM116 258V257H115ZM6 259H8V257L6 258ZM5 259V260H6ZM13 259V258H12ZM18 259H20V257L18 258ZM24 259H25V261H24ZM23 259V257H22V260L23 261H21V259L19 260L20 262H22V264H24L26 261H27V259L26 258H24ZM30 259H29V262H30V264H32L31 263V261H33L32 259H31V261H30ZM39 260V261H36V260ZM44 259V258H43ZM47 259V262H48V264H49V261H51V260H48L49 258H46ZM138 259H136V261H135V263L136 264H138V263H140L139 261H141V263H143V261H144V259H145V257H144V259H142V257H140V260H138ZM142 259V260H141ZM258 259V258H257ZM17 260V259H16ZM45 260V259H44ZM68 260H70V259H68ZM68 260H67V262H66V260L64 261L65 263H69L68 262ZM86 260V259H85ZM88 260V259H87ZM87 260H86V263H87ZM117 260H119V259H117ZM116 260V261H117ZM131 260V261H130ZM137 260H138V263H137ZM145 260V262L147 263V261H149V260H147L146 261ZM152 260V259H151ZM169 260V259H168ZM193 260V259H192ZM11 261V260H10ZM18 261V262H19ZM43 261V260H42ZM76 261V260H75ZM82 261V260H81ZM112 261V262H111ZM188 261V260H187ZM16 262V261H15ZM28 262V261H27ZM28 262V263H29ZM44 262V261H43ZM70 262H72L71 260H70ZM89 262V261H88ZM89 262V263H90ZM149 262H151V261H149ZM148 262V263H149ZM164 262V261H163ZM64 263V264H65ZM85 263V262H84ZM113 263H115V262H113ZM118 264H122L121 262L119 263V262H117ZM132 263H130V264H132ZM135 263H133V264H135ZM140 263V264H141ZM147 263V264H148ZM20 264V263H19ZM44 264H46V262L44 263ZM69 264H71V263H69ZM81 264V263H80ZM88 264V263H87ZM150 264H152V263H150ZM162 264V263H161ZM172 264V263H171ZM202 264V263H201Z\"/></svg>", "mask_w": 264, "mask_h": 264}]
</instances>
